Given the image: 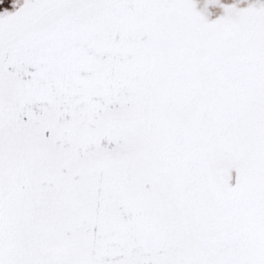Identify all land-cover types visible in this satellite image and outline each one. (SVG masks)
Segmentation results:
<instances>
[{"label": "snow or ice", "instance_id": "1", "mask_svg": "<svg viewBox=\"0 0 264 264\" xmlns=\"http://www.w3.org/2000/svg\"><path fill=\"white\" fill-rule=\"evenodd\" d=\"M0 264H264V0H0Z\"/></svg>", "mask_w": 264, "mask_h": 264}]
</instances>
